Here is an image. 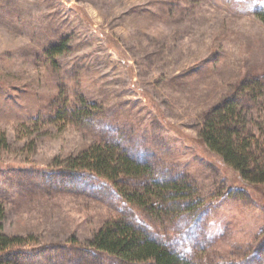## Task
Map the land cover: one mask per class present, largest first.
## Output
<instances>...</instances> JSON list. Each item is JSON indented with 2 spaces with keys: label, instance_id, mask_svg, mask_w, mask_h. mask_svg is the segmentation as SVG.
I'll list each match as a JSON object with an SVG mask.
<instances>
[{
  "label": "rangeland",
  "instance_id": "rangeland-1",
  "mask_svg": "<svg viewBox=\"0 0 264 264\" xmlns=\"http://www.w3.org/2000/svg\"><path fill=\"white\" fill-rule=\"evenodd\" d=\"M262 5L0 0V201L3 231L23 240L13 262L124 264L88 248L126 215L193 262L264 264L263 190L198 139L214 106L250 79L264 83ZM250 99L248 116L264 128V95ZM85 106L84 120L70 115ZM106 141L151 162L158 181L183 176L205 203L178 222L151 217L117 185L68 170L69 157Z\"/></svg>",
  "mask_w": 264,
  "mask_h": 264
},
{
  "label": "trees",
  "instance_id": "trees-1",
  "mask_svg": "<svg viewBox=\"0 0 264 264\" xmlns=\"http://www.w3.org/2000/svg\"><path fill=\"white\" fill-rule=\"evenodd\" d=\"M255 14L264 23V5ZM65 50V45L61 44L50 47L48 53L52 57ZM263 95L261 80L250 79L242 83L232 97L214 106L205 118L198 139L227 166L238 171L244 180L264 192V128L258 120L253 123V117L248 116L250 106L244 104L245 97H250L254 105H259ZM66 103L65 107L68 106ZM90 113L92 110L85 106L70 115L84 120ZM250 123L257 130L249 128ZM6 145V134L0 132V147ZM66 166L71 173L117 185L121 201L130 208L142 209L151 217H170L178 222L184 215L189 217L197 213L205 203V195L183 176L162 182L154 179L155 169L151 162L133 157L116 142L95 143L69 157ZM131 179L141 183L130 186L128 181ZM5 213V206L0 201V264H18L9 257L22 253L17 246L23 240L3 231ZM88 250L106 253L124 264H201L200 260L193 262L181 255L170 243L152 235L126 215L108 219L94 234Z\"/></svg>",
  "mask_w": 264,
  "mask_h": 264
}]
</instances>
